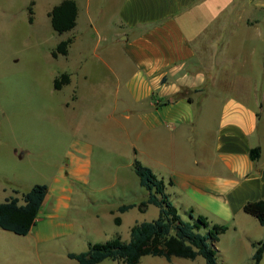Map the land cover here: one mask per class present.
Masks as SVG:
<instances>
[{
    "label": "crops",
    "instance_id": "0c3cea01",
    "mask_svg": "<svg viewBox=\"0 0 264 264\" xmlns=\"http://www.w3.org/2000/svg\"><path fill=\"white\" fill-rule=\"evenodd\" d=\"M76 1L77 24L85 13L98 39L120 60L118 77H125L134 99L124 103V113L140 116L143 163L164 178L183 217L191 218L192 209L211 225H226L219 239L230 233L228 249L243 252V264L251 261L255 242L264 239V225L244 210L247 201L264 199V80L247 72L240 56L245 28L239 24L249 22L241 14L244 2L240 9L236 0L232 6L229 0H110L95 19L91 0L84 7ZM75 36L67 37L71 44ZM257 146L260 154L253 158ZM76 148L69 171L48 185L37 220L48 217L41 239L59 236L71 225L62 221L73 200L70 178H90L94 145L81 142ZM124 203L139 204L121 202L115 208Z\"/></svg>",
    "mask_w": 264,
    "mask_h": 264
},
{
    "label": "rangeland",
    "instance_id": "374dc122",
    "mask_svg": "<svg viewBox=\"0 0 264 264\" xmlns=\"http://www.w3.org/2000/svg\"><path fill=\"white\" fill-rule=\"evenodd\" d=\"M60 1L0 0V201L10 194L23 200V193L34 184H52L63 171H69L72 154L81 142L94 145L90 178L69 180L73 200L62 221H71V225L63 234L39 237L47 229L46 215L27 234L0 227V264H79L68 256L69 251H83L91 241L115 236L129 240L135 223L159 215L153 203L125 212L115 208L121 202L140 203L148 194L133 164L135 158L141 160V119L136 112L124 113V103L134 99L125 77H118L123 71L120 60L107 48L108 42L98 39L85 13L75 29L60 33L53 28L49 11ZM78 1L85 6L86 0ZM109 1L91 0L95 19L102 14L100 5L108 7ZM238 1L240 9L244 2L241 14L249 18L239 24L245 28L240 56L247 60L245 70L264 80V0ZM229 2L231 6L235 3ZM73 35L70 53L54 56L58 42ZM63 71L71 73L72 81L55 88L54 78ZM97 142L107 145L98 147ZM116 215L121 216V223L115 221ZM229 234L219 239V264H243L246 255L228 249L233 244ZM171 262L207 264L203 255L172 256L170 261L154 254L143 255L139 264ZM118 263L122 264L106 258L98 264Z\"/></svg>",
    "mask_w": 264,
    "mask_h": 264
},
{
    "label": "trees",
    "instance_id": "16d2710c",
    "mask_svg": "<svg viewBox=\"0 0 264 264\" xmlns=\"http://www.w3.org/2000/svg\"><path fill=\"white\" fill-rule=\"evenodd\" d=\"M30 11L33 12L32 5ZM78 11L76 0H61L55 4L49 11L53 28L60 33L72 29L77 24ZM71 42V37L60 40L52 50L53 55L67 54ZM70 81V72L63 71L54 78V86L62 88ZM259 154V146L251 149L253 158ZM133 164L140 184L149 191L148 197L138 206L144 209L150 203L157 205L158 217L135 223L131 228L129 240L115 236L105 241H91L86 250L69 251L68 256L75 258L79 264H96L106 258L117 259L122 264H139L145 254L163 255L170 261L172 256L195 258L203 255L207 264H219L216 241L227 226L218 223L211 225L207 216H195L192 209L189 211L191 218L183 217L166 191L164 178L138 158H135ZM47 192L46 183H36L23 193V202H20V197L16 195H10L0 201V227L18 234L29 233L37 223ZM135 205L136 203H124L118 209L125 211ZM244 210L255 215L264 225V199L247 201ZM115 221L121 223V216L116 215ZM263 256L264 239L255 242L252 259L244 264H260Z\"/></svg>",
    "mask_w": 264,
    "mask_h": 264
}]
</instances>
